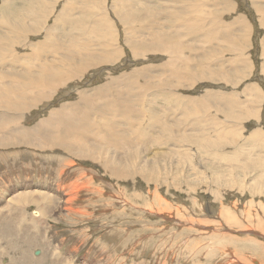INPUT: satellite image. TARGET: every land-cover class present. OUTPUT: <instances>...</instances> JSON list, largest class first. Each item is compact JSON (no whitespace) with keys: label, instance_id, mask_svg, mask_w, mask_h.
I'll use <instances>...</instances> for the list:
<instances>
[{"label":"rangeland","instance_id":"374dc122","mask_svg":"<svg viewBox=\"0 0 264 264\" xmlns=\"http://www.w3.org/2000/svg\"><path fill=\"white\" fill-rule=\"evenodd\" d=\"M255 1L0 0V72L25 76L40 64L47 67L49 56L55 54L50 50L48 55L47 50L55 43L65 49L64 53L53 55L61 59L59 68L64 66V57L73 50L69 46L81 48L85 44L83 55H98V64L90 60L84 62L81 66L85 68L79 70L90 74L78 83L70 81L66 87H102L121 82L130 74L152 78L157 83L144 87L147 91L141 104L145 118L149 114V118H157L162 123L168 121L171 134L178 125L184 132L190 129L189 122L194 119H208L198 117L194 111L180 114V107L191 96L200 98L209 90L244 96L240 108H230L224 117L222 113L216 114L221 120L217 121L218 126L209 127L212 130L209 145L199 147V140L192 136L186 142L188 146L181 144V154L173 156L168 152L165 157L162 152L167 151V147L151 143L150 152L161 177L159 184L152 180L157 175L150 176L148 181L139 176L134 181L114 180L96 165L94 168L84 165L85 170L90 169L85 173L89 190L95 193H85L79 204L86 217L81 215L80 220L76 216L60 217L48 221V225L45 223L50 236L61 238L62 251L79 247L77 259L84 257L91 264H264V0ZM254 4L259 6L257 10L252 7ZM236 14L244 18V22L235 23L236 31L233 30L232 35L244 39V45H237L243 54L239 63L230 67L227 60L232 57L229 53L232 45L222 24L233 20ZM95 21L97 27L92 23ZM88 23H92L88 29L98 30L96 35L84 33ZM153 39L164 40L168 49L149 50L142 58H134L133 45L150 43ZM28 45L32 46L29 50L25 49ZM208 52L210 55L205 58ZM168 60L177 63L178 80L169 78L164 68ZM204 67L217 73H229L228 82L195 83L194 79L200 77ZM54 100L60 103L64 98L50 97L47 102ZM73 100L76 97H70L68 102ZM42 106L38 111L45 110ZM207 112L212 110L206 108L202 115ZM37 117L35 122L45 115L40 113ZM238 121L239 133L219 139L222 137L217 135L219 126L235 125ZM174 122L180 124L174 127L170 124ZM204 127L206 130L207 125ZM252 130L261 132L255 137L258 142ZM156 131H149L150 138L167 137L166 132L160 131L161 136H157ZM172 140H176L174 135ZM166 146L177 149L171 144ZM185 149L188 153L182 152ZM30 159L28 155L15 154L0 158V208L3 209L0 248L7 246L13 250L19 234L22 244L15 250L19 253L13 254L20 256L24 243H28V258H37L33 252L42 248L45 257L52 260L47 246L49 238L42 233L45 224L38 227L37 218L31 217L36 207L26 205L17 209L15 194L24 188L21 185L24 182L29 183L30 190L40 189L37 183L42 186L52 182V169L57 168L58 163L51 161V165L44 166L43 159L37 157L39 162L30 164L31 179L7 176V165L21 167ZM30 194L36 197L35 191ZM197 220H202L205 228L196 223ZM24 227L29 231L25 232ZM232 250L238 253V259L224 256V251ZM5 257H0V264H9V255Z\"/></svg>","mask_w":264,"mask_h":264},{"label":"bare ground","instance_id":"6f19581e","mask_svg":"<svg viewBox=\"0 0 264 264\" xmlns=\"http://www.w3.org/2000/svg\"><path fill=\"white\" fill-rule=\"evenodd\" d=\"M260 1L261 0H256L255 3ZM252 7L255 10L259 8L256 4ZM226 22L227 24H222V26L229 43L232 45L229 52L232 57L227 60V62L229 61L227 64L231 67L239 63L240 55L243 54L237 45H244V39L241 36H233L232 31H236L235 23H243L244 18H240V15L236 14L233 20ZM92 23H94L96 27L98 26L96 21ZM92 23L87 24V28L84 30L85 34L96 35V33H98V30L88 29ZM31 48L32 46L30 45L25 47L27 50ZM69 48H73V50L64 57V60H62L64 66L59 68H57V66L61 63V59H56V56L53 55L61 52L64 53L65 49L59 43H55L49 46L47 50L48 55L51 51L55 52V54L53 53V55H50L53 56L52 58L49 56L50 61L47 65L48 69L45 65L40 64L35 71L29 70L25 76H20V73L17 72H0V158L8 154H15L18 157L28 155V157L31 158L26 163H23L21 167L15 168L7 165L9 167L7 176L14 179H31L29 174V170L31 169L30 164L32 162L34 165L37 164L39 162L37 157L43 159L45 162L44 166L51 165V161L58 163V167L52 169L54 170V172L51 173L52 182L47 185L43 184L42 186L37 183L35 185L40 189L34 188L31 190L28 187L29 183L24 182L21 184L24 188H20V191L15 194L17 209L26 205H33L36 207L32 210L31 217L37 218L39 222L38 227H43L48 221H56L60 217L69 219L75 218L73 216H76L79 220L81 215L86 217L85 210H83V207L79 204L83 202L85 193L88 191L92 195L95 193L89 190L88 174H85L89 168L85 170L84 165H90L91 168H94V165H96L97 169L99 167L104 174L109 175L114 180L125 179L134 181L135 177L139 176L144 181H148L150 176L157 175L156 178L152 180L157 181L159 184L161 182V177L156 170L154 155L150 152L151 143L167 147V151L162 152L165 157L167 154L169 155L168 152L173 156L174 154L180 153L182 149L181 144L183 145L188 140L190 141L192 136H196L199 140L197 144L199 147L200 144L209 145L212 136V134H210L212 130H210L209 127L218 126L216 123L218 120H221L217 119L216 114L222 113L224 117L230 108H240L244 99V96L238 97L240 95L239 93L225 92L224 94L211 90L200 98L191 96L186 104L180 107V114L183 116V114L187 112L194 111L198 113V117L203 116L208 119H194L191 123L189 122L190 127H188L190 129L184 130V132L180 130V125H178L180 124L179 122H174V124L170 123L174 127L178 125V129H175L174 134H171L168 132V121L162 123L157 118H149V114L145 118V112L141 104L144 103V93L147 91L144 87H152L157 83L154 82L152 78L141 77L138 74H130L124 77L121 82L115 84L111 83L102 87L87 89L85 87L75 86L73 89L67 88L66 86L70 81L75 80L74 82L78 83L90 74L89 71L79 70L80 67L82 69L85 68L81 66L84 62L90 60L98 64V55H83L85 44H83L81 48L79 45L69 46ZM133 49L135 50L134 58H142L149 50L166 51L168 45L162 39H153L150 43L137 42L133 45ZM209 55L208 52L204 57L208 58ZM164 68L169 72L170 79H179L180 70L176 62L168 60L164 64ZM229 78L230 74L227 72L222 71L221 73H217L204 67L200 77L195 78L194 82L205 80H223L228 82ZM65 81H67L66 84L64 83ZM55 96H57L58 100L60 98H64V100L60 103H56L55 100L52 103L47 102L50 97L55 98ZM70 97H76V100L68 102ZM41 105H43L41 108L45 110L38 111V107ZM147 107L150 108L149 105ZM206 108H209L212 112H207L202 115V112ZM40 113L45 115V117L41 121L35 122L34 118L37 120V114ZM187 116L189 117L190 114H187ZM184 119L185 118H183L182 121H184ZM224 119L226 121L233 120L231 118ZM142 122L145 124L142 125ZM192 123L196 124L197 127ZM226 124L218 127L217 135L220 134V136H222L221 138L219 137L221 140L229 136L230 133L234 135L240 131L239 121L235 125L231 124L227 126L228 124ZM205 125H207L206 130L204 127ZM150 130H157L155 132L157 136L161 134L160 131L166 132L167 137H162V139L158 137L150 138ZM252 131L253 138H257V135H261V132L258 130ZM173 135L176 140H172ZM234 139L237 138L234 137ZM237 140H239V138ZM256 140L257 142L259 141L258 139ZM176 142H178V144H176ZM168 144H171L177 149L174 150L166 146ZM186 150L187 149L182 150V152ZM41 154L43 157H40ZM166 168L168 167L166 166ZM20 171H23V175ZM32 177L37 178V176ZM34 191L36 197L30 194ZM2 212L3 209L0 208V214ZM1 217L2 215H0V219ZM207 217L209 216L207 215ZM16 218L17 217H14L13 219ZM201 221L197 220L196 223L205 228ZM46 224L42 228V233L45 237L49 238V244L47 246L51 250V256H53L52 260L48 259L47 256L45 257V250L43 249L42 251V248L36 249L39 253L35 255L38 256L34 258L35 261L32 260V258H28V243H24L25 247L20 251V256L13 254L16 252L15 250L17 248L20 249L19 246L21 247L22 244L20 236H18L19 234L15 238L16 242L14 243L13 250L7 246L0 248V257L9 255V264H20L24 260L26 264H91L88 263L84 257L80 260L77 259L79 247L62 251L59 242L61 238L57 240L55 237H52V235L50 236ZM236 224L237 223H235L234 226ZM23 230H25V232L29 231L27 227H24ZM213 233L215 232L213 231ZM28 236L32 235L29 234ZM224 253V256L230 255L231 258L238 259V253L236 255L233 250L229 252L224 251ZM5 258L8 259V257Z\"/></svg>","mask_w":264,"mask_h":264},{"label":"water","instance_id":"95a60500","mask_svg":"<svg viewBox=\"0 0 264 264\" xmlns=\"http://www.w3.org/2000/svg\"><path fill=\"white\" fill-rule=\"evenodd\" d=\"M38 253H39V251H37V250L34 251V255H38Z\"/></svg>","mask_w":264,"mask_h":264}]
</instances>
